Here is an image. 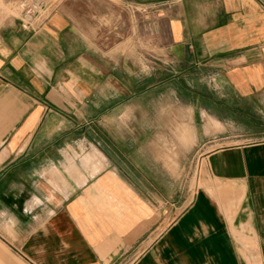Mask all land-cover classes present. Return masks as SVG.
I'll return each instance as SVG.
<instances>
[{"label":"crops","instance_id":"0c3cea01","mask_svg":"<svg viewBox=\"0 0 264 264\" xmlns=\"http://www.w3.org/2000/svg\"><path fill=\"white\" fill-rule=\"evenodd\" d=\"M96 1L68 0L35 30L1 17L0 264H111L133 246L135 264H264V139L210 151L203 186L159 233V174L132 182L107 118L160 82L138 93V78L107 73L112 20L146 30L168 71L213 76L242 126L264 116V0Z\"/></svg>","mask_w":264,"mask_h":264},{"label":"rangeland","instance_id":"374dc122","mask_svg":"<svg viewBox=\"0 0 264 264\" xmlns=\"http://www.w3.org/2000/svg\"><path fill=\"white\" fill-rule=\"evenodd\" d=\"M14 1H0V20L6 13L18 15ZM66 1L68 0H60L59 6ZM91 3L96 11L103 9L96 0H91ZM109 12L110 6L107 5V13ZM96 23L103 25L102 20H97ZM137 29L134 20L107 21V46L122 42L121 48H107V73L111 72L117 77L122 75L138 78V93L141 88L146 89L151 84L152 73L160 80L159 85L153 91L149 88L144 95L138 94L129 99L128 115L107 118L110 119L109 124L121 126L123 131L113 132V140L121 141V135L124 137L122 140L128 138L129 142L121 147L127 158L122 157L120 162L125 170L135 174L132 175L135 178L132 182L145 185L148 183L136 180V177L141 178L137 173L139 170L145 174H159V180L153 183L159 186L160 200L163 201L159 230L162 233L203 186L202 179L207 171L206 157L209 152L225 144L250 143L264 139V116L258 110L252 111L255 114L252 124L242 126L245 124L244 119L234 115L231 102L227 104L219 100L221 92L216 90L213 81L211 83L213 76L208 77L199 69L190 73L179 70L174 72L172 69L168 71L158 49L151 48V38L146 35L147 31L142 36L141 33L136 36ZM123 64L129 67L123 69ZM114 112L117 113L118 110ZM217 115L227 121L228 125H216L214 120H217ZM232 120L239 121L240 126L232 127ZM200 125H207L202 141L197 139L196 132ZM126 130L133 132L126 133ZM169 210L170 214L167 215ZM147 248L148 244H145L143 249ZM135 251L136 247L133 246L125 256L111 264H135L138 255Z\"/></svg>","mask_w":264,"mask_h":264},{"label":"built area","instance_id":"2783aa9c","mask_svg":"<svg viewBox=\"0 0 264 264\" xmlns=\"http://www.w3.org/2000/svg\"><path fill=\"white\" fill-rule=\"evenodd\" d=\"M14 3L18 9L22 28L35 30L57 9L60 0H15Z\"/></svg>","mask_w":264,"mask_h":264}]
</instances>
